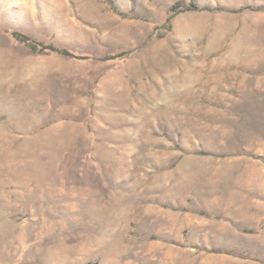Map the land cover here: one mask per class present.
Segmentation results:
<instances>
[{"label":"rangeland","instance_id":"1","mask_svg":"<svg viewBox=\"0 0 264 264\" xmlns=\"http://www.w3.org/2000/svg\"><path fill=\"white\" fill-rule=\"evenodd\" d=\"M0 264H264V0H0Z\"/></svg>","mask_w":264,"mask_h":264},{"label":"trees","instance_id":"2","mask_svg":"<svg viewBox=\"0 0 264 264\" xmlns=\"http://www.w3.org/2000/svg\"><path fill=\"white\" fill-rule=\"evenodd\" d=\"M15 34H17V36H18L19 33H15ZM50 48H51L52 51L60 52V53L66 54V55H71V53L69 51H67L66 49H61V48H58V47H50Z\"/></svg>","mask_w":264,"mask_h":264}]
</instances>
